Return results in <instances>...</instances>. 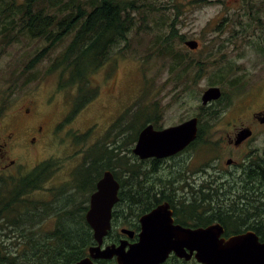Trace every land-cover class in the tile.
<instances>
[{"label": "trees", "instance_id": "obj_1", "mask_svg": "<svg viewBox=\"0 0 264 264\" xmlns=\"http://www.w3.org/2000/svg\"><path fill=\"white\" fill-rule=\"evenodd\" d=\"M238 3V10L226 14L223 21L229 26H239V31H264V0H238ZM168 7L156 0H0V45L12 46L25 35L30 40L40 42L43 51L48 49L46 64L39 58H33L23 66L18 76L25 74V82L35 80L41 72L44 75V68H49V72L58 71L60 89L75 88L69 111L75 115L99 93L92 75L114 54L120 55L126 50L130 32L140 26L152 27L153 31H168L165 35L156 32L153 44L159 47L160 55L171 60L170 72L177 73L181 68L175 81L180 76H191L189 84L198 82L201 70L209 66L208 61L205 55L202 56L205 61L201 57L189 58L171 45L169 37L172 31H176V19L175 15L169 14ZM257 48L264 57V35ZM53 52L54 55H51ZM194 68L196 76H192ZM221 80H224V75L214 73L208 86L218 85ZM229 84L234 86L232 82ZM186 86L185 90L188 89ZM187 92L194 94L192 89ZM153 108L154 127L162 128L159 123L160 109L157 105ZM4 110L0 107V116ZM147 110L146 107L142 109L140 113L143 119L138 121L137 108H126L105 135L96 141L105 149L101 153L85 156L91 145L81 149L79 154L85 156L84 160L74 168L71 180L60 191H52L54 187L47 189L49 200L33 199L31 195L43 188L52 173V170H48L52 165L49 161L36 164L28 174L18 179L4 180L0 177V264H32L34 256H39L34 264H70L86 256L88 247L95 242L84 216L89 195L106 169L111 170L119 181L120 197L134 195L136 189L141 188H169L166 179L152 175L154 168L132 153L142 127L140 124L149 119ZM207 114L212 117L217 114V109ZM198 115L201 121V115ZM19 129V140H25V135ZM195 141V144L201 143V125ZM86 142L84 133L79 143L83 145ZM120 173L124 178H120ZM185 190L191 191L195 206H201V186H189ZM74 192L84 196L83 199H76ZM123 209L122 204H116L113 211L115 225L117 213ZM49 217H54L52 228L41 230V224ZM74 224L79 237L71 241L69 229ZM114 232L115 228L108 232L107 243L116 241ZM96 262L105 263L104 260ZM164 264L190 262L169 257Z\"/></svg>", "mask_w": 264, "mask_h": 264}, {"label": "rangeland", "instance_id": "obj_2", "mask_svg": "<svg viewBox=\"0 0 264 264\" xmlns=\"http://www.w3.org/2000/svg\"><path fill=\"white\" fill-rule=\"evenodd\" d=\"M156 1L169 5V14L175 15L176 31H172L169 37L174 49H180L189 58L201 57L203 61L205 60L202 56L205 55L208 61L206 63L209 66L205 68L203 78L200 77L195 84H189L191 76H180L178 81H175L181 68L177 73L170 72L171 60L160 55L159 47L153 44L156 32L165 35L168 31H153L152 27L140 26L130 32L126 50L120 55L114 54L111 60L92 75L99 93L81 111L73 115L69 111L75 88L60 89L58 71L49 72V68H44V75L41 72L35 80L25 82V74L18 76L23 66L33 58H39L46 64L48 49L43 51L40 42L30 40L25 35H22L20 42L13 43L12 46L0 45V107L5 109L0 116V138L7 132H14L21 126V122L29 117H37L39 119L35 120L42 123V133L34 143L29 144L26 140H21L19 146H13L7 152L8 159L16 160L17 164L9 167L5 173L0 171V177L4 180L18 179L9 171H16L21 164L24 170L31 171L36 164L49 161L52 165L48 170H52V173L43 185L46 189L41 188L31 194L33 199L49 200L48 188L54 187L52 191H60L69 183L74 168L85 156L99 154L105 150L102 144L96 141L105 135L126 108L136 107L139 121L143 119L140 112L144 107L148 112H152L153 106L157 105L160 109L159 123L162 127H167L201 112L200 94L209 87L208 81L214 73L224 75V80L217 86L223 89L224 102H232L231 107L248 97L249 93H253L254 86H264V57L257 48V44H261L264 31H239V26H229L223 21L226 14L238 10V0ZM150 23L149 20V25ZM229 29L237 31H228ZM189 39L198 42L197 49L190 50L186 47L184 42ZM51 55H54V52ZM192 70V76H196V69ZM230 82L234 86L238 83L239 86L234 87ZM186 84L188 89L194 91L193 95L187 92L188 89L185 90ZM261 101L264 102V91L260 88L255 105ZM204 107L207 114L222 105ZM27 110L28 113L25 114ZM230 111L231 108L222 118L223 124L230 122ZM123 116L126 118V115ZM148 118L156 121L153 116ZM211 122L213 120H204V125ZM84 133L87 142L80 145L79 141ZM89 145L91 146L86 155L81 156V149ZM188 155L193 156V159L187 164L184 173L181 172L173 180L167 181L169 188L184 190L189 186H201L199 179H192L201 166V148L191 149L190 153L184 156ZM120 174V178H124L123 173ZM73 195L79 200L84 197L76 192ZM69 211L72 209L69 208ZM53 224L54 217H49L41 224V230H50ZM75 229V224L70 225L71 241L79 237ZM35 258L39 256H34L32 264ZM190 264H194V261Z\"/></svg>", "mask_w": 264, "mask_h": 264}, {"label": "flooded vegetation", "instance_id": "obj_3", "mask_svg": "<svg viewBox=\"0 0 264 264\" xmlns=\"http://www.w3.org/2000/svg\"><path fill=\"white\" fill-rule=\"evenodd\" d=\"M203 74L204 69L201 70V79ZM236 86L239 84L237 83L234 87ZM260 88L264 91L263 85L254 86L252 89L254 92L249 93L248 97L241 99L233 107H231L232 102L227 104L224 102V98L209 102L207 105L210 107L222 105L217 109V114L212 117H208L205 107L201 105L199 113L201 121L199 115L196 116L198 131L195 138L197 140L201 125V143L195 144L196 141L193 140L181 151L165 158L141 159L133 154L140 161L154 168L152 175L166 179L165 181H171L181 172L184 173L187 164L193 159V156L184 155L190 153L191 149L201 148V166L192 176V179L197 178L201 181V206H195V201L189 195L190 190L184 191L175 187L136 189L134 195L127 197H120L118 192L117 203L122 204L124 209L117 213V225L114 224L113 217L115 206L112 210L111 230L115 227L113 235L116 237V241L107 243L106 235L104 245L118 244L121 240L126 241L127 244L137 242L141 232L142 216L159 206H164L163 212L169 214L173 225L189 229L216 226L212 234L219 240L226 241L231 237L249 233L255 236L259 243L264 242V123L260 121L264 114V102L261 101L260 104L255 105L257 91ZM230 108L231 120L223 124L221 120L228 114L227 110ZM27 113L28 110L25 111V114ZM149 116H152V112H149ZM206 118L213 122L204 125ZM35 119L39 118L24 119L19 127L29 144L34 143L38 135L42 133V123ZM154 122L152 119H148L146 123L142 122L141 130L148 124H152L154 127ZM19 128L14 132L5 133L0 138V171H7L9 167L17 164L16 160L8 159L7 152L13 146L21 144ZM242 130L250 131V135L238 140ZM20 154L22 153L20 152ZM22 167L23 164L16 171H9V173L20 177L30 172ZM219 228L221 231L218 234ZM123 229L131 230L132 234L123 233ZM169 257L184 261L174 254H170ZM193 260L195 261L192 256L188 263ZM112 261L114 259L105 261L103 264Z\"/></svg>", "mask_w": 264, "mask_h": 264}, {"label": "water", "instance_id": "obj_4", "mask_svg": "<svg viewBox=\"0 0 264 264\" xmlns=\"http://www.w3.org/2000/svg\"><path fill=\"white\" fill-rule=\"evenodd\" d=\"M190 50L198 48L194 39L185 40ZM222 95L218 86H210L200 95L201 104L218 100ZM264 123V114L260 118ZM197 117L189 118L177 125L155 129L152 124L142 128L133 146V153L141 159L150 157L165 158L181 151L197 136ZM250 135L242 130L238 140ZM119 181L111 170H105L96 183V190L90 195L89 208L85 220L92 229L95 244L88 248V255L70 264H96L94 260H113L108 264H162L174 254L189 261L192 256L202 264H264V242L259 243L255 236L242 234L226 241L213 236L216 226L189 229L173 225L164 206L142 216L139 240L127 244L104 245V237L111 228L112 208L118 202ZM221 229H218V234ZM123 233L132 234L129 229ZM128 246V247H127Z\"/></svg>", "mask_w": 264, "mask_h": 264}]
</instances>
